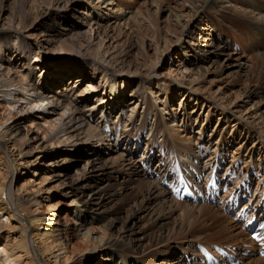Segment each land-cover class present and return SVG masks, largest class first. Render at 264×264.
Instances as JSON below:
<instances>
[{
    "label": "bare ground",
    "instance_id": "obj_1",
    "mask_svg": "<svg viewBox=\"0 0 264 264\" xmlns=\"http://www.w3.org/2000/svg\"><path fill=\"white\" fill-rule=\"evenodd\" d=\"M175 1L181 8H188L189 14L191 11L198 17L203 14L206 22H201L202 28L196 31V39L190 37L191 33H185V37L191 39L188 51H183L182 42H179L178 46H181L176 51L181 57L177 65L170 66L167 78L169 83L166 84L171 91L162 85L165 81L152 71L131 76L127 74L132 63L128 61L127 52L120 53L117 50V39L121 37L119 29L126 28L130 18L126 19L127 13L123 12L115 0H29L26 10L25 7L20 8L15 15L10 16L11 19L3 21L0 26V116L5 113L10 117L28 118L31 129L42 130L35 133L42 134V148L45 153L56 154L63 150L66 156L75 158L73 160L77 162L79 153L85 154L87 147L92 165L103 163L101 165L104 169L99 174L93 173L96 179L86 187L87 200L79 203L74 199L69 204L75 220L78 222L81 218V222L76 225L79 227L78 231H83L82 235L85 237L95 234L92 229L84 230L83 221L90 213L99 215V209L109 199L131 196L133 205L137 207L136 213H144L145 223L141 229L134 231L138 219L142 218L136 219L134 213L132 227L129 230L127 227L123 228L118 236L119 240L99 241L100 246L94 252L108 251V256L102 259L106 264H186L182 254L177 259L173 258V252L180 246H177V243L172 244L170 239L184 226L192 228L201 224L199 215L211 221L220 216L210 205L188 206L171 199L174 186L181 175H185L186 182H193L195 179L191 173L185 174L186 162L197 171L196 179L205 176L218 180L217 172L223 160L222 154H201L202 144L192 142L191 136L182 134L179 138L181 127L185 125L176 122L178 115L169 107L170 94L183 102L186 98L185 101L188 99L193 105H201V111L207 107L205 101L208 97H203L204 93L197 87L199 65L203 62L210 63L211 58L223 55L226 46L224 40L227 43L236 40L242 48L239 53L246 54L239 57L227 56L225 67L242 71L245 66L242 61L245 58L250 64L249 67L246 66V73L255 77V87L248 90V95L244 98L247 101L248 98H260L264 88V0ZM42 2L45 6H42ZM155 2L156 0H145L142 6L148 10L170 13L174 10L180 14V10L174 7L168 11L160 5L157 6ZM52 15L54 21L49 25L48 31L44 35L41 34V43L32 41L29 32L24 31L34 29L38 20L43 17L50 18ZM177 17L181 18L180 15ZM222 24L229 28V31L221 30ZM230 36L234 38L229 41ZM197 38L206 43L204 51L200 49ZM77 41L78 51L66 54L61 59L56 57L57 61L45 54V51L54 50L58 45L77 46ZM96 43L101 51L93 56L89 51ZM171 58L172 54H169L168 59ZM126 88H131L128 96L125 94ZM260 101L245 110L246 119L240 115L237 117V112L232 110V107L223 106L219 100H210L208 109L217 112L219 117L226 118L224 125L233 123L232 132L229 134L231 139L240 140L244 146L251 143L245 158L258 156L260 163L264 164V112L261 109L264 107V101ZM182 109L179 113L183 120H192ZM201 111L198 113L205 112ZM194 119L197 122L199 116ZM206 121H209L208 118ZM2 126L0 124V152L6 158L10 180L1 189L0 198L10 209L17 223L21 224L23 233L18 238V256L2 255L4 251L1 249L0 264H18L22 257L28 259L31 264H42L38 258L52 250L51 246L55 245L52 248L56 249L66 237L67 230L62 231L55 227L57 223L48 218L26 219L23 209L21 211L19 205L16 206L12 196V176L14 171H17L16 161L22 162V158L28 156V153L14 152L13 141L16 133L12 134L7 132L8 130L3 132ZM185 128H188L187 125ZM193 129L191 127L190 130ZM205 130V127L198 129L197 140L204 136ZM214 133L216 135L217 131ZM219 137L225 139L224 136ZM100 143H103L106 148L102 149L107 152L101 150ZM141 143H144L143 149L139 148ZM155 149L157 162L150 168ZM99 150L103 159L97 157ZM107 153L108 156L104 157ZM202 158L204 160L196 167L193 160L200 162ZM29 163L32 167L37 166L34 161ZM225 163L227 175L222 180L231 184L234 176L240 179L239 184L231 186L230 195L247 190L250 187L248 175L236 168L233 159L229 163L225 160ZM21 165L20 163L18 166ZM153 174L155 177L151 179ZM114 175L116 178L120 177L116 187L108 182ZM101 176L106 177L107 182L96 188L94 183H99ZM260 190L264 193L263 188ZM176 203L183 210L179 216L172 217L177 208ZM52 209L55 210L56 207ZM11 215L7 216V219H10ZM44 222H47L44 232L38 233ZM35 230L40 234L41 243L32 241L34 234H30ZM219 230L220 233L229 234L234 231L226 226ZM147 231H150V235ZM127 235L140 237L135 238L134 244L130 245L123 242ZM148 235L151 238L146 245L159 249L139 256L120 254L125 250L135 252L137 248H144L142 245ZM235 235L237 236H232L236 237ZM249 242L251 243L250 240ZM181 244L185 246H181L184 252H187L194 242L186 240ZM54 258L56 259L55 256ZM247 264H264V260L256 258Z\"/></svg>",
    "mask_w": 264,
    "mask_h": 264
},
{
    "label": "rangeland",
    "instance_id": "obj_2",
    "mask_svg": "<svg viewBox=\"0 0 264 264\" xmlns=\"http://www.w3.org/2000/svg\"><path fill=\"white\" fill-rule=\"evenodd\" d=\"M28 1L29 0H0V26L2 25L3 21L7 22V19H11V17L15 15L20 8L25 7L24 9L26 10ZM93 1L96 2L97 0ZM144 1L145 0H115L116 4L122 8L123 12L127 13L126 19L130 18L128 26H126V28L129 29L123 27L122 29H119L120 31H118L121 34V37L120 39H117V50L120 53L127 52L128 61L130 60L132 63L130 70L118 71H127L129 76L137 75L138 73H151L152 71L153 73H156L161 80L165 81V83L163 82L164 84L162 85L167 87L166 84L169 83L167 78L169 77L170 66L177 65L181 57V55L176 51V49L181 46H178L179 42H182V50L188 51L191 44L190 37L193 36L195 39L198 37L196 31L202 28L201 22H204L205 24L206 18H204L203 14L198 17L194 11H191L192 13L189 14L188 8H181L180 4H178L175 0H156L155 4H157V6L160 5L162 9H168V11L169 9H178L180 10V14L174 10H172V14L170 11L158 12L155 9L148 10L146 7L142 6ZM42 6H45L43 5V2ZM193 13L196 16H194ZM179 15L181 18L177 17ZM53 21V15L50 18L43 17L36 22V27L34 29H27L24 32H29L28 35L30 34V39H32V41L41 43L43 39L41 34L44 35V33L48 31L49 25L53 23ZM222 26L223 27H221V30L226 32L229 31V28H225L223 24ZM185 33H191L190 37L186 38ZM232 38L234 37L230 36L229 41ZM197 41L200 45V49L204 51L206 47L204 44L206 43L202 42V40H198V38ZM78 42L79 41L75 42L77 46L71 44L58 45L54 50L45 51V54L48 55L50 59L57 61L58 59L56 57L61 59V57L66 56V54L73 53V51L77 52L79 49ZM224 43H226V46L223 49V55H220L217 58H211L210 63H200V73L197 74V87L200 92L202 91L201 93H204L203 97H208V100L205 101V105H209L210 100H212V102L213 100H219V103H222L223 106H229V108L232 107L231 109L237 112V117L242 116L246 119L247 116H245V110L251 107L252 104L257 103L258 100H261L260 102L264 101V88L260 98H248L249 101L245 99L248 95L247 91L255 87V77H250L249 74L246 73V66L249 67L250 64L245 61V58H243L242 61V63L245 65L242 67V71H236L234 68L225 67V64H227V56L232 55L233 57H239L241 55L246 56V54L239 53L241 52L240 50L242 48L236 40L232 41L231 43H227L224 40ZM234 45L235 48H233ZM99 47L100 46L96 43L90 48L89 53L93 56L97 55V53L101 51ZM169 54H172L171 60L168 59ZM167 89L171 91L169 87H167ZM130 91L131 88H126V96L130 94ZM185 99L186 98H184L183 102V100L181 101V99L178 97L176 98V96H172V94H170L169 99V107L172 110H175V113L178 115L176 122H178L180 125H185L184 127H181L182 131L179 133V138L182 134V136H191L192 142H200L202 144L201 146L203 149L201 154L204 153L206 156V153L214 152L215 154H222L221 156L223 159L224 156L227 155L225 158L226 161H231L233 159L237 169L238 165L236 162H239L241 169H245L246 173L251 167L255 169L263 168L262 170L264 171V164L260 163L257 158L258 156H255L252 159L245 158L246 152L251 146V143L244 146L240 140L236 141V139L230 138L229 134L232 132L233 123L230 122L229 126L224 125L227 122L226 118L223 119L219 117L217 112L214 113L208 109V105L207 107H204L203 105L204 108L202 111L205 112L199 114L198 111H201V105L198 106V104L195 105V103L193 105L188 99L186 101ZM181 109L184 110L183 112L192 120H183L181 113H179ZM261 109L262 112H264V107ZM189 114H191V116ZM6 116L9 117L7 118ZM198 116L199 119L196 122L194 118ZM14 117L15 116L10 117V115H6L4 113L0 116V124L3 125L2 127H4L3 132L8 130L7 132L12 134L16 133L15 139L13 141L15 144L14 152L19 154L28 153V156L26 155L23 157L22 162L16 161L17 171H14L12 176L13 200H15L17 203L16 206L19 205L18 208L20 210L23 209L24 218L30 220L36 217L48 218L49 220H53L57 223L55 227H58L62 231L67 230L65 234L66 237L60 241L58 247L53 249L52 247L55 245L51 247L49 246L52 250L44 253L42 257L38 258V261L40 260L42 264H106L102 259L108 256V251L99 253L94 252V250L100 246L99 241L103 239L119 240L120 238H118V236L120 232H122V229L127 227L129 230L132 227V215L134 213L137 216L136 219L142 217L141 219H138L134 231L138 230V228L141 229L145 223V219L143 220L144 213H136L137 207L133 205V202L130 198L131 196L124 198L117 197V199L114 200H106L107 203L101 206L99 209V215L90 213L83 221V226L85 227H83L84 230L86 231L87 229H92V232L95 234L91 237L83 236L82 234L84 232L78 231L77 228L79 227L76 226L79 222H81V218L78 219V222L75 220L73 211H71L72 209L70 208L69 204L74 199L79 203H83L87 200L88 194L86 187L87 185H90L91 181H93V179L96 177L93 173L99 174L101 170L104 169L101 165L103 163L100 164L99 162L95 163V165H92L90 162L91 157L88 153L89 148L87 147H85V154L79 153L77 162H74L75 160L73 159L75 158L66 156L63 150L58 151L59 153L56 152V154H48L43 152L45 149L42 148V134L37 135L35 133L37 130L38 132H42V130L37 128L31 129L29 122L30 120L28 118H24V116H21L22 118ZM207 118L209 121H206ZM186 125L188 128H185ZM191 127L194 128L192 131L190 130ZM202 127H205L206 129L204 136L197 140V131ZM215 131H217L216 135H214ZM219 136H224L225 139H221ZM99 147L102 151L107 152L105 149H102L106 148L103 146V143H100ZM143 147L144 143H141V147L139 148L143 149ZM101 150H99L100 154H98L97 157L103 159L101 156ZM156 150L157 149H155V152ZM120 152L121 151H118V153ZM155 152V155L153 156L154 159H152L150 164V168L157 162V152ZM107 156L108 153L104 157ZM203 160L204 159L202 158L200 161L202 162ZM31 161H34L37 166L32 167L29 163ZM194 161L197 160H193V164ZM18 163H21L22 165L18 166ZM23 165H29V167L26 168ZM6 167V158L0 152V194L1 189L4 188V186H6L10 180V176L8 175L9 171ZM222 167H224L223 161L220 165V168ZM99 178V183L97 180V183H94V186H97L96 188L103 186L107 182L106 177L101 176ZM118 181H120V177L116 178L115 175L114 178L108 179V182L113 183L114 186L117 185L116 182ZM134 193L136 194L137 192L134 191ZM26 199L29 201L28 203ZM110 200L112 201L108 202ZM180 204L193 206L192 204H188L186 201ZM48 205H50L49 208ZM176 206L177 208H175L173 211L172 217L179 216V214L182 213L183 208L178 206L177 203ZM213 209L220 215L216 217L215 220H206L205 217L199 215L201 224H198L192 228H186V226H184L182 227L181 231L177 232V235L175 234V236L170 239L172 244L177 243V246H180H176L177 248L172 255L173 258L177 259V257L180 255L179 253L181 248L185 247L182 246L183 244H181V242H185L186 240H192L194 243L196 241H200L201 243L213 242L224 245L230 243L240 245L241 242L244 241L250 243L247 237H245L246 235L240 231L239 227L232 222L230 217L220 214V212L215 207ZM0 215L2 217H0V252L4 251V253H1L2 255L15 254V257H17L18 255L16 252L20 247L18 238L23 233V228L21 224L17 223L18 221L15 220V217L11 215L10 209L1 201V198ZM10 215L12 217L7 219V216L10 217ZM4 218H6V220H4ZM48 219H46L47 222ZM47 222H44L41 225L38 233L42 234L44 232ZM225 226L234 229V231L231 234L227 232L220 233L219 229L224 228ZM36 231L37 230L30 234V236L34 234L32 236V241L41 243V238L39 236L40 234H37ZM147 232H149L150 235V231ZM234 234H237V236H232ZM149 235L144 241V246L142 245L144 248H137L135 252H132V250H125L120 254L139 256L143 253L159 249L150 248L146 245V243L151 238ZM138 237H140V235H137L136 237L127 235L124 241H122L131 245L133 240ZM56 250L58 251L56 252ZM160 252L162 251L160 250ZM21 259L22 260L19 261L18 264L30 263L26 258L22 257ZM253 259L256 258L245 259L241 264L252 262Z\"/></svg>",
    "mask_w": 264,
    "mask_h": 264
}]
</instances>
